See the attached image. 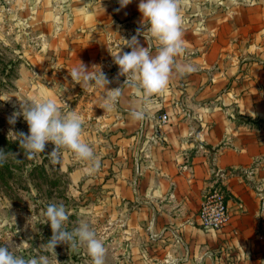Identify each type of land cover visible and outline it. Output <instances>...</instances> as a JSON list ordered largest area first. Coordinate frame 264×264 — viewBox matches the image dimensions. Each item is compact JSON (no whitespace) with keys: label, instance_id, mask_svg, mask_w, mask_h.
<instances>
[{"label":"crops","instance_id":"crops-1","mask_svg":"<svg viewBox=\"0 0 264 264\" xmlns=\"http://www.w3.org/2000/svg\"><path fill=\"white\" fill-rule=\"evenodd\" d=\"M53 1L49 36L66 69L58 80L95 65L109 89L120 87L118 66L107 65L130 51L139 0L120 11L119 0ZM179 15L184 51L162 94L145 100L126 87L105 109V87L81 81L77 109L88 133L97 132L84 141L98 145L104 162L113 152V184L82 187L102 197L105 264H264V0H181ZM139 39L154 55L158 43ZM134 109L145 118L134 120ZM163 114L169 122L159 126ZM216 186L227 192L231 221L211 233L197 214Z\"/></svg>","mask_w":264,"mask_h":264},{"label":"rangeland","instance_id":"rangeland-1","mask_svg":"<svg viewBox=\"0 0 264 264\" xmlns=\"http://www.w3.org/2000/svg\"><path fill=\"white\" fill-rule=\"evenodd\" d=\"M55 4L53 0H0V150L7 154L0 160V246L25 259L49 256L51 264H57V260L58 264H91L84 247L58 245L57 257L42 248L52 236L42 213L50 203H62L69 214L65 223L68 231L85 220L98 236L102 197L96 192L89 196L82 187H97L103 178L112 179L113 152L105 156L104 162L98 145L89 141L86 143L93 150L92 161H78L71 152L62 150L61 162L52 163L48 155L54 145L49 143L44 153L29 160L19 143L9 137L10 131L29 134L21 104L53 99L62 112L79 110L81 81L74 82L73 88L69 77L58 80L66 69L62 72L56 65L49 36L56 28L51 22ZM72 90L76 97L69 95ZM13 113H21L15 124L9 122ZM88 134L96 137L97 132L94 129L88 133L84 123L83 141ZM73 173L77 175L75 181ZM112 184L113 179L108 182Z\"/></svg>","mask_w":264,"mask_h":264},{"label":"clouds","instance_id":"clouds-1","mask_svg":"<svg viewBox=\"0 0 264 264\" xmlns=\"http://www.w3.org/2000/svg\"><path fill=\"white\" fill-rule=\"evenodd\" d=\"M133 0H119L117 11L125 9ZM181 0H139L138 10L141 14L140 28L131 39L125 40V47L116 55H111L113 62L118 66V77H124V83L115 89H109V80L101 66H93L96 71L74 68L69 75L76 82L83 81L86 86L105 87L106 94L103 99L105 109H110L123 95L126 87L134 89L137 96L147 100L162 94L167 88L176 57L183 53L180 12ZM158 43L153 55L152 49L140 44V37ZM191 70V69H190ZM22 115L29 127V134L10 131L12 142H18L27 159H35L45 152L46 144L54 145L53 151L48 155L52 163H60L62 150L71 152L78 161H92L94 153L92 148L83 141V122L75 111L62 112L55 100L45 99L33 102L30 105L21 104ZM21 113H13L10 119L15 124ZM130 116L134 120L145 118L143 110H132ZM8 137V138H9ZM7 158V154L0 150V160ZM44 224H50L51 239L42 245L50 255L56 256L58 245L65 244L72 249L84 247L91 264H105L106 248L102 239L90 228L85 220L78 221V226L72 231L65 228L69 219L68 211L60 203H50L42 213ZM22 245V244H21ZM17 246V248L21 247ZM0 264H51L49 256L25 259L15 255L6 246H0ZM58 264V260H57Z\"/></svg>","mask_w":264,"mask_h":264},{"label":"built area","instance_id":"built-area-1","mask_svg":"<svg viewBox=\"0 0 264 264\" xmlns=\"http://www.w3.org/2000/svg\"><path fill=\"white\" fill-rule=\"evenodd\" d=\"M115 44L114 47H118ZM112 61L107 65L109 70L114 68ZM169 122V115L163 114L159 118V126ZM264 209V202L262 203ZM231 214L227 202V192L222 186L213 187L206 195L197 214L198 227L206 232H219L229 225Z\"/></svg>","mask_w":264,"mask_h":264}]
</instances>
